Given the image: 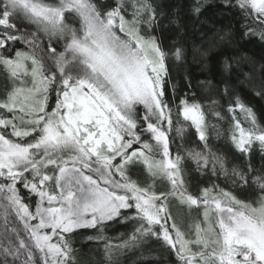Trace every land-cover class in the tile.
<instances>
[{
	"label": "snow or ice",
	"instance_id": "snow-or-ice-1",
	"mask_svg": "<svg viewBox=\"0 0 264 264\" xmlns=\"http://www.w3.org/2000/svg\"><path fill=\"white\" fill-rule=\"evenodd\" d=\"M209 6L0 0V264H264V0Z\"/></svg>",
	"mask_w": 264,
	"mask_h": 264
},
{
	"label": "trees",
	"instance_id": "trees-1",
	"mask_svg": "<svg viewBox=\"0 0 264 264\" xmlns=\"http://www.w3.org/2000/svg\"><path fill=\"white\" fill-rule=\"evenodd\" d=\"M219 0H210V6L207 9L206 15L208 17H211L215 19L217 23V27H220L223 24L229 23L228 19L225 18V16L222 14V10L219 7H212L211 5L218 4ZM228 16H231V13H228ZM194 27H198L194 25ZM208 37H211V33L208 34ZM242 51L246 52L249 57H253L256 60H261L262 57H264V44H262L258 39L253 38L251 41L244 42L242 45ZM219 57L217 55V50H213L210 52L207 63L209 69L215 68L217 61ZM190 70L195 76H199L201 79H206L210 75H212L211 71H201L198 64L192 63L190 65ZM4 86V76L3 73L0 72V90L3 89ZM242 87V86H241ZM242 95L245 97L246 102L250 104L254 109L259 111L264 110V99L260 98L259 96L254 95L250 90L243 89ZM191 132V129L189 130ZM194 139L193 137L189 136L186 140L185 146H192L194 147V144H191L190 141ZM259 163V155L256 157V161ZM189 168H194V166H189ZM192 180L193 185H199L200 187L207 186L208 180L206 176H199L198 173L195 171L192 172ZM221 183L222 187H225L226 185L222 181H218ZM190 190H195L190 189ZM231 190V189H230ZM129 231V229H126L120 225H114L111 230L107 232V235L109 236H119L122 233H125ZM77 248L80 250L82 257L84 258L86 264H106V258L103 255L102 245L96 244V243H86L83 239H81L80 243L77 244ZM137 258L133 256L129 257H122V264H135V260Z\"/></svg>",
	"mask_w": 264,
	"mask_h": 264
},
{
	"label": "rangeland",
	"instance_id": "rangeland-1",
	"mask_svg": "<svg viewBox=\"0 0 264 264\" xmlns=\"http://www.w3.org/2000/svg\"><path fill=\"white\" fill-rule=\"evenodd\" d=\"M189 166H194V165H191L190 163H189ZM173 211L176 213V215L177 216H181V215H184L185 214V210L182 208V207H180V206H173ZM3 235V231H2V229H0V236H2Z\"/></svg>",
	"mask_w": 264,
	"mask_h": 264
}]
</instances>
